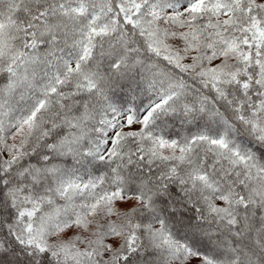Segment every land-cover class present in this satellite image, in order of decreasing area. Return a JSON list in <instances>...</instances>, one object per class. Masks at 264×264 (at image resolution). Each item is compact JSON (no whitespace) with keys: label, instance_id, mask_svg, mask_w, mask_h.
I'll list each match as a JSON object with an SVG mask.
<instances>
[{"label":"snow or ice","instance_id":"snow-or-ice-1","mask_svg":"<svg viewBox=\"0 0 264 264\" xmlns=\"http://www.w3.org/2000/svg\"><path fill=\"white\" fill-rule=\"evenodd\" d=\"M0 264H264V0H0Z\"/></svg>","mask_w":264,"mask_h":264}]
</instances>
